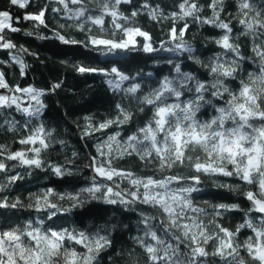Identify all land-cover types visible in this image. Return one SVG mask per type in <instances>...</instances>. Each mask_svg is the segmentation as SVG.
Wrapping results in <instances>:
<instances>
[{
  "label": "snow or ice",
  "instance_id": "snow-or-ice-1",
  "mask_svg": "<svg viewBox=\"0 0 264 264\" xmlns=\"http://www.w3.org/2000/svg\"><path fill=\"white\" fill-rule=\"evenodd\" d=\"M8 2L21 10L30 5V0ZM52 2L58 5L52 7V12L73 22L61 24V28L75 27L87 33L83 41L66 38L55 31L52 38L63 44L95 50L105 57L126 58L133 52L167 53V58L155 59L154 63H165L171 66V71L153 86L150 83L152 72L126 73L117 66L120 60L113 61L109 68L75 65L79 73H99L107 77L106 82L114 93L139 105L141 113L146 108L151 109V116L130 134L121 137L117 131L95 146L97 154L91 157L89 165L94 174L90 186L75 194L47 188L31 194L27 207L37 212L47 210L49 218L59 212L83 209L91 200L118 204L127 211H134L139 217L138 234L132 239L146 255V264H208L210 257L218 259L219 264H264V0H235L233 20L240 26L239 32H235L233 20L222 18L226 11L225 0H209L206 6L199 0H180L176 5L178 10L167 13L160 5L153 6L149 0H142L129 14L121 11V6L132 5L133 0ZM49 6L45 4L37 12L25 11L23 21L47 27L45 15ZM206 10L210 15L203 14ZM141 15L159 23L170 20L167 41H161L159 47L154 46L151 34L137 26V18ZM15 20L19 23L20 17ZM181 23L182 27H178ZM191 23L220 32L209 40L221 51L207 63L185 39ZM94 29L99 35L91 34ZM5 30L21 31L13 26L12 14L2 10L0 48H16L6 39ZM241 37L250 39L251 56L246 57L241 52ZM19 51L27 50L21 47ZM185 57L205 69L208 78L201 79L193 72L183 71ZM13 59L20 65L23 75L26 67L23 60L19 55H14ZM246 60L253 61L258 71L239 78V88L233 90L229 82L238 79ZM146 83L148 91L145 92ZM60 86V83L53 84L50 91ZM0 89L22 93L28 100V106L24 107L21 96L0 94V108L15 107L29 117H39L46 107L41 99L46 94L44 90L31 86L9 88L3 73H0ZM115 107L116 115L98 124H93L91 117H85L88 124L84 135L90 136L113 125L117 128L130 125L134 113L120 103ZM205 109H211V113L207 119H201L200 114ZM25 127L27 135L18 140L25 147L11 152L6 145H0V172L7 170L5 159L17 161L21 166H44L42 153L50 147L53 130L43 121L38 126L28 128L26 124ZM9 130H15V121L10 122ZM130 157L138 158L146 166L154 165L160 171L182 168L194 174L157 179L115 167V162ZM49 167L58 178L73 174L62 166L49 164ZM202 176L211 178L215 187L232 192L246 186L239 194L249 202L248 209L236 203H218L209 205L212 208L209 213L206 208L199 207L193 200V193L202 191ZM217 177L235 178L240 183H224L215 179ZM21 178L19 175L8 177V183L0 185V191ZM54 199L67 200L69 206L65 208ZM137 205L154 209L161 215L138 210ZM19 207H24L19 198L11 204L7 197L0 198V209ZM232 211L244 212V221L235 231L218 223L219 217ZM209 215L214 219L205 223L203 217ZM115 227L99 225L94 232L55 231L42 230L29 223L0 230V264H97L100 253L112 245L110 235ZM243 229L249 230L250 235L241 242L239 234ZM210 246L212 251H208ZM132 264L138 261L133 260Z\"/></svg>",
  "mask_w": 264,
  "mask_h": 264
},
{
  "label": "trees",
  "instance_id": "trees-1",
  "mask_svg": "<svg viewBox=\"0 0 264 264\" xmlns=\"http://www.w3.org/2000/svg\"><path fill=\"white\" fill-rule=\"evenodd\" d=\"M149 2L153 6L160 5L167 13L177 11L176 5L180 0H149ZM208 2L209 0H199V3L205 6ZM141 3L142 0H133L132 5H122L121 11L129 14L133 7H139ZM45 4L50 5L45 15L47 27L23 21L22 17L25 11L37 12ZM52 7H58L52 0H30V5L25 10H21L18 7L11 6L8 0H0V11H9L13 16V26L21 29V31L15 33L5 30L6 39L11 40L16 48L11 50L0 48V73L4 74L9 88L33 86L38 90H44L46 93L41 97L46 107L39 117H29L16 111L15 107L0 108V145H6L11 152L25 147L20 145L18 140L27 135L26 124L28 128H32L43 121L48 129L53 130V140L50 147L42 153L44 162L42 168L21 166L17 161H7L5 159L7 170L0 172V185L7 184L8 177L13 175H19L22 178L0 191V198L7 197L9 204L19 198L24 207L0 209V230L23 227L30 223L42 230L94 232L99 225H115L116 227L110 235L112 245L100 253L97 264H132L133 260L138 261V264H146V255L140 248L136 247L132 239L138 234L137 221L139 217L134 211H127L118 204L110 205L100 200H91L85 204L83 209H74L72 212H59L49 218L47 210L37 212L28 208L27 205L31 203V194L47 188H52L58 193L75 194L81 188L90 186L94 174L89 165L91 164V157L97 154L95 146L105 140L108 135L117 131L121 133V137L130 134L135 131L137 126L143 125L151 116V109L146 108L141 113L138 111L139 105L130 102L120 94L114 93L109 88L105 76L99 73H79L76 71L75 65L109 68L112 66L113 61L120 60L121 63L117 66L126 73L135 74L140 70L145 73L152 72L153 78L150 83L154 86L160 77L169 74L171 71V66L162 62L155 64L154 60H163L169 54L155 53L148 55L143 52H133L128 54L126 58L105 57L97 51L86 49L81 45L63 44L58 39L52 38L54 31L59 32L66 38L80 41L86 40L87 33L79 31L75 27L61 28V24L67 25L73 22L65 20L59 14L52 12ZM225 9L222 18L233 20L236 13L235 0H225ZM203 14L210 15L207 10ZM16 17H20L19 23L16 22ZM137 21V26L151 34L154 46L159 47L161 41H167V33L171 27L170 20L159 23L150 20L146 15H141L137 18ZM232 26L235 32L240 31V26L236 20H233ZM178 27H182V23ZM26 33L32 34L27 35ZM91 34L99 35V32L94 29ZM219 34L220 32L217 29L207 26L201 27L191 23L185 34V39L193 45L201 60L207 63L215 53L221 51L209 40V37H215ZM40 37L47 38L41 39ZM140 39L142 41V38ZM239 43L243 55L246 57L251 56L250 39L241 37ZM21 47L27 51L20 52ZM14 55H19L26 65L23 75L21 74L20 65L13 59ZM241 67L242 70L238 75V79L229 82V86L233 90L239 88V78H246L248 72L258 71L257 65L251 60L244 61ZM182 69L197 74L201 79L208 78L205 69L193 64L186 57L183 60ZM56 83H60V88L54 92L50 91L51 86ZM144 91H148L147 83L144 85ZM0 94L9 95L14 93L8 89H0ZM117 103L123 104L128 111L134 113L131 124L123 128H117L113 125L104 131H96L90 136H85L84 130L88 124L85 117H91V122L98 124L116 115L115 106ZM23 106H28V100H23ZM210 113L211 109L202 110L200 118L207 119ZM12 121H15L14 131L9 130ZM73 153H76V155H73ZM190 154L199 155L200 153ZM49 164L62 166L73 174L58 178L52 173ZM115 167L132 171L139 176H154L157 179L167 175L194 174L188 169L182 168H175L171 172L168 170L160 171L154 165L146 166L136 157L117 161ZM201 179L203 181L200 185L202 191L193 193V200L199 207L206 208L209 213L212 212V208L209 206L211 204L236 203L244 210H247L250 206L249 202L239 194L245 190L246 186L242 185L237 192H232L215 187L211 178L202 176ZM215 179L232 185L240 183L235 178L217 177ZM54 202L65 208L69 206L67 200L54 199ZM136 207L138 210L151 212L153 215H161L156 210L143 205H137ZM203 219L207 223L214 217L209 215L203 217ZM243 221L244 212L242 211L226 212L218 218V223L232 231H235L236 227ZM248 235H250L249 230H241L239 240L243 242ZM77 247L79 248V246ZM208 251H212L211 246ZM130 253L133 254L130 255ZM241 255L247 258L246 253L242 252ZM208 264H219V260L210 257Z\"/></svg>",
  "mask_w": 264,
  "mask_h": 264
},
{
  "label": "rangeland",
  "instance_id": "rangeland-1",
  "mask_svg": "<svg viewBox=\"0 0 264 264\" xmlns=\"http://www.w3.org/2000/svg\"><path fill=\"white\" fill-rule=\"evenodd\" d=\"M108 78L106 77V80H107ZM29 87V86H28ZM31 87H33V86H31ZM9 95H17V96H21L22 98H23V100H27V98L26 97H24L23 96V94L22 93H14V94H9Z\"/></svg>",
  "mask_w": 264,
  "mask_h": 264
}]
</instances>
